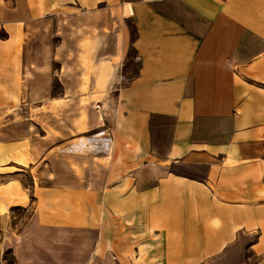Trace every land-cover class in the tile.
Here are the masks:
<instances>
[{"label": "crops", "instance_id": "1", "mask_svg": "<svg viewBox=\"0 0 264 264\" xmlns=\"http://www.w3.org/2000/svg\"><path fill=\"white\" fill-rule=\"evenodd\" d=\"M20 4L6 20H37L39 35L45 19L56 20L69 5L83 9L68 12L75 19L110 25L104 37H121L114 47L95 48L102 97L121 85L111 104L121 152L99 162L87 176L96 182L76 192L83 202L70 211L84 213L85 236L69 239L73 259L264 264V0ZM110 6L117 12L105 11ZM130 48L140 67L122 84L120 63Z\"/></svg>", "mask_w": 264, "mask_h": 264}, {"label": "rangeland", "instance_id": "2", "mask_svg": "<svg viewBox=\"0 0 264 264\" xmlns=\"http://www.w3.org/2000/svg\"><path fill=\"white\" fill-rule=\"evenodd\" d=\"M67 6L56 20L45 19L39 35L37 20H6L4 13L21 12L20 0H0V264H84L69 249L70 238L84 242V213L70 210L83 202L76 192L96 182L87 176L97 164L121 152L111 112L121 85L102 97L95 67L102 59L96 49L113 46L120 34L104 37L110 25L75 19L68 12L83 9ZM111 7L105 11L116 13ZM125 27L133 39L132 19ZM139 67L130 48L120 63L122 84Z\"/></svg>", "mask_w": 264, "mask_h": 264}]
</instances>
